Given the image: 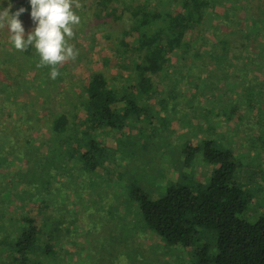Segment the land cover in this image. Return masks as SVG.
<instances>
[{"label":"rangeland","instance_id":"rangeland-1","mask_svg":"<svg viewBox=\"0 0 264 264\" xmlns=\"http://www.w3.org/2000/svg\"><path fill=\"white\" fill-rule=\"evenodd\" d=\"M100 1L80 0L83 8L75 11L81 23L69 41L79 54L75 61L59 67L61 75L56 80L50 79L45 67L37 68L39 56L25 59L14 50L7 28L0 29V145L8 143L14 131L33 125L32 146L38 154L52 155L51 149L59 142L45 120L50 116L47 111L67 112L71 124L84 129L86 115L80 101L94 72L104 73L110 85L122 90L133 84L134 55L122 62L117 54L128 25L127 12L122 9L127 1H144L112 0L118 16H106L109 8L100 13ZM167 1L158 0L154 8ZM9 3L12 13L21 7L27 9L20 19L25 34L32 31L35 24L29 0H0L3 8ZM205 33L212 45L226 39L225 59L205 66L202 60H192V54L186 60L178 52L172 54L169 76L154 77L160 93H155L151 105L157 107L154 102L162 98L166 105L154 119V132L150 133L148 121L133 122L131 127L111 133L97 130L96 135L105 140L102 144L112 146L109 158L91 173H59L52 167V184L47 191L37 190L35 202L28 201L22 208L17 205L20 200H13L8 208L12 219L0 216V224H5L0 236L17 228H12L13 222L27 213L38 224L45 217L61 219L58 228L63 233L53 242L57 264H192L195 247L167 248L145 226L132 193L142 189L156 198L169 185L195 186L207 181L213 166L203 162L199 154L186 164L183 149L209 138L217 141L218 148L234 151L242 163L238 178L251 200L241 216L252 222L264 216V0H218L206 15ZM190 37L191 32L187 34ZM207 52L208 48L203 54ZM8 77L23 83L14 85ZM168 86L175 89L174 97ZM48 94L49 101L44 103ZM20 111H28L30 119L19 121ZM37 115L43 118L37 121ZM140 128L146 131L139 132ZM9 162L0 170V183L16 191L20 183L10 175L20 170L22 163L18 157ZM184 176L187 180L179 179ZM51 187L59 191L49 190ZM3 193L0 198H9V192ZM43 202L46 210L40 208ZM2 203L0 200V213L7 209ZM48 226L53 228L49 222L45 231ZM2 248L0 245V256L4 255Z\"/></svg>","mask_w":264,"mask_h":264},{"label":"trees","instance_id":"trees-1","mask_svg":"<svg viewBox=\"0 0 264 264\" xmlns=\"http://www.w3.org/2000/svg\"><path fill=\"white\" fill-rule=\"evenodd\" d=\"M143 1H127L122 9L127 12L125 18L128 25L123 31L117 54L123 59L122 62L134 55L130 75L133 84L122 90L114 84L110 85L104 73L94 72L80 101L86 115L87 125L84 129L73 126L67 112L47 111L50 116L45 120L51 134L59 142L51 149L54 152L52 155L38 154L39 150L32 146V128L36 127L33 125L14 131L9 136V142L0 145L1 171L10 164V158L18 157L22 163L20 170L10 175L20 183V188L11 191V188L0 183V193L5 191L3 195L10 194L9 198H0L7 208H4L6 212L3 210L0 213L1 217L7 215L12 219L8 208H12L13 200H20L17 205L22 208L28 201L35 202L37 190L45 188L47 191L49 184H52V167L59 173H91L101 161L108 159L112 146L102 144L105 140L96 135L97 130L106 129L111 133L131 127L133 122L148 121L151 122L150 133L154 132V119L166 109L163 98L154 102L157 107L151 105L155 93H160L155 88L154 77L169 76L174 52L183 55L184 60L192 54V60H202L205 66L210 62L218 65L225 59L226 39L212 45L208 43L205 33L206 15L218 0H168L157 9L154 7L158 0ZM100 2L103 5L100 13L109 8L106 16H118V8L111 4L112 0ZM98 15L95 13V16ZM189 32L192 37L187 38ZM206 48L209 52L204 55ZM20 53L26 56L25 59L38 56L34 48ZM189 67L188 75L192 72ZM45 70L51 71L48 67ZM11 81L14 85L23 83L18 78ZM167 88L170 96L174 97L172 93L175 89ZM47 101L49 94L44 103ZM235 111L234 108L231 113ZM20 113L19 121L30 119L28 111L26 114ZM42 118L37 115L35 119L39 121ZM145 131L143 128L139 130ZM216 144L217 141L209 138L195 145L187 144L183 149L186 164L190 165L191 160L199 154L203 162L213 166L207 181L195 186L183 183L169 185L165 193L156 198L142 189H135L132 196L139 205L145 226L167 248L177 245L195 247L192 264H264V216L254 222L241 216L251 200L238 178L242 163L234 151L218 148ZM179 179L187 180L186 176ZM49 190L59 191L52 187ZM40 208L46 210V202L40 204ZM17 217V223L12 224V228H15L14 225L17 228L7 229L6 235L0 236L4 253L0 256V264H46L47 261L57 264L53 242L63 233L58 228L61 219L45 217V221L38 224L30 214ZM49 222L53 228L48 226L49 229L45 231L44 227ZM4 225L0 224V230Z\"/></svg>","mask_w":264,"mask_h":264},{"label":"clouds","instance_id":"clouds-1","mask_svg":"<svg viewBox=\"0 0 264 264\" xmlns=\"http://www.w3.org/2000/svg\"><path fill=\"white\" fill-rule=\"evenodd\" d=\"M30 16L35 24L27 33L20 16L27 11L21 7L12 13L13 5H0V29L7 28L12 46L20 52L34 48L39 56L37 68H50V79L60 75L59 67L75 61L78 51L69 43L75 37L74 29L80 25L81 17L75 9H82L80 0H29Z\"/></svg>","mask_w":264,"mask_h":264}]
</instances>
